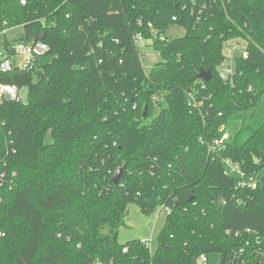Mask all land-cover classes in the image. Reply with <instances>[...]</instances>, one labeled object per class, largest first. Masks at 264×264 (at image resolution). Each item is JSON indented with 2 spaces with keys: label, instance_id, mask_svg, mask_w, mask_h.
Masks as SVG:
<instances>
[{
  "label": "trees",
  "instance_id": "16d2710c",
  "mask_svg": "<svg viewBox=\"0 0 264 264\" xmlns=\"http://www.w3.org/2000/svg\"><path fill=\"white\" fill-rule=\"evenodd\" d=\"M21 1L0 0L4 55L49 51L0 71L28 91L0 101V264H264V177L241 189L225 164L264 170V0ZM138 36L161 57L148 74ZM234 41L248 58L224 81ZM131 205L171 211L155 254L118 242Z\"/></svg>",
  "mask_w": 264,
  "mask_h": 264
},
{
  "label": "built area",
  "instance_id": "2783aa9c",
  "mask_svg": "<svg viewBox=\"0 0 264 264\" xmlns=\"http://www.w3.org/2000/svg\"><path fill=\"white\" fill-rule=\"evenodd\" d=\"M21 4L26 5L27 0H22ZM8 34L9 31L7 30L0 33V35H3L5 37ZM142 41L143 38L141 36H138L137 43ZM48 51L49 47L41 42L33 44L18 43L14 46L15 56L9 58L7 55H4L3 51L0 54V71L3 73H10L13 72L17 67L23 71H31L34 67L35 62L38 61L42 56H44ZM239 57H242L244 59L248 58V52L246 51V47L244 44H241V46L239 47L232 46L230 54L227 55V58L220 67L219 75L222 80L229 81L234 76L235 62L236 59ZM22 90L23 89H19L17 85L0 84V101L3 99H8L17 103H24L26 102L27 98L22 95ZM163 101L164 99L161 94H157L152 98V104L154 106H158V104L162 103ZM227 138L228 135H225L222 140L217 141L215 145L219 146ZM225 164L227 167V175H229L230 177L233 176L241 179L238 185L239 188L253 190L258 188V182H250L249 178L252 177H245V175L237 164L231 161H227ZM163 212L166 215H169L171 213L169 209H164ZM247 232L249 233L250 231ZM0 236H2V234H0ZM257 243L258 245H260L257 251L264 250V247H261V244H264V242H262L260 237H257ZM145 246L148 250H151V242H145ZM207 258L208 257L204 255L201 256L199 264L207 262Z\"/></svg>",
  "mask_w": 264,
  "mask_h": 264
},
{
  "label": "rangeland",
  "instance_id": "374dc122",
  "mask_svg": "<svg viewBox=\"0 0 264 264\" xmlns=\"http://www.w3.org/2000/svg\"><path fill=\"white\" fill-rule=\"evenodd\" d=\"M18 31L10 32L7 35L9 40H12L17 36ZM184 35V30L178 27H171L167 33V37H181ZM5 41V36L0 35V54L3 51V45ZM243 44V43H242ZM232 46H241L238 42H232L226 48L225 54L229 55ZM139 51L141 54V60L145 72L148 74L153 66L160 62L161 57L154 49L150 46V42L142 41L138 43ZM27 89L22 90V95L27 97ZM164 107V105H163ZM161 109H157L155 116L158 115ZM151 119H149L150 121ZM264 177V170L255 175L252 178H249L250 182H261ZM166 222V214L160 209L155 210L151 214H145L135 205H131L128 211V217L126 220V227H123L119 233L118 242L121 245H125L128 242L134 240H141L144 242H151V253L155 254L158 248V235L163 230ZM203 264H220V256L217 254H211L207 258V262Z\"/></svg>",
  "mask_w": 264,
  "mask_h": 264
},
{
  "label": "water",
  "instance_id": "95a60500",
  "mask_svg": "<svg viewBox=\"0 0 264 264\" xmlns=\"http://www.w3.org/2000/svg\"><path fill=\"white\" fill-rule=\"evenodd\" d=\"M200 78H201V80L203 82L207 83V82L210 81L211 76H210V73H204V72H202L200 74ZM146 117H147V115L145 113L144 114V118H146ZM124 168H125L124 166H121L119 169H117V171H116V173H115V175L113 177V180H112V182H113L114 185H118L119 182L121 181V179L123 177V173H124ZM191 200H193V198Z\"/></svg>",
  "mask_w": 264,
  "mask_h": 264
}]
</instances>
